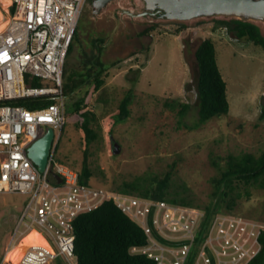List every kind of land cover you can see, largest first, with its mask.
Here are the masks:
<instances>
[{
  "label": "rangeland",
  "instance_id": "obj_1",
  "mask_svg": "<svg viewBox=\"0 0 264 264\" xmlns=\"http://www.w3.org/2000/svg\"><path fill=\"white\" fill-rule=\"evenodd\" d=\"M143 0H113L100 13L89 0L77 29L78 41L67 59L71 66L86 52L103 46L102 60L108 67L102 90L92 87L88 108L99 116V137L88 148L87 160L97 186L117 190L138 177L149 180L172 173L170 193L181 192L205 206L220 202V212L240 214L264 223V189L241 184L231 194L215 195L214 180L226 168L229 155L264 151V50L246 38H237L212 17L189 21L152 16H122L121 7L143 11ZM7 7L0 0L5 16ZM184 23L187 28L176 34ZM151 34L140 33L151 25ZM264 33V24L258 23ZM214 41L217 61L227 83L230 111L197 126L198 95L194 51L202 38ZM68 66V65H67ZM132 89L131 116L115 123L119 105ZM187 105L185 116L180 111ZM79 114L67 112V122L56 147L57 162L80 170L85 158L84 133ZM44 134L45 128L41 130ZM118 143L120 151H114ZM136 195V194H134ZM30 195L0 192V261L15 232Z\"/></svg>",
  "mask_w": 264,
  "mask_h": 264
},
{
  "label": "built area",
  "instance_id": "obj_2",
  "mask_svg": "<svg viewBox=\"0 0 264 264\" xmlns=\"http://www.w3.org/2000/svg\"><path fill=\"white\" fill-rule=\"evenodd\" d=\"M88 1L10 0L0 20L6 21L0 31V192L30 195L0 264H77L76 221L107 201L147 235L133 254L156 264H250L262 250L264 223L230 212L205 223L202 208L84 182L80 170L56 161L67 122L64 67ZM48 96L54 101L35 109L6 102ZM49 127L53 146L40 171L28 149ZM31 232L41 242L20 250L17 262L9 260Z\"/></svg>",
  "mask_w": 264,
  "mask_h": 264
},
{
  "label": "trees",
  "instance_id": "obj_3",
  "mask_svg": "<svg viewBox=\"0 0 264 264\" xmlns=\"http://www.w3.org/2000/svg\"><path fill=\"white\" fill-rule=\"evenodd\" d=\"M144 1V0H143ZM221 26L225 27L237 38H246L264 50V33L258 23L239 19L212 17ZM156 25L145 28L140 34H151ZM187 26L184 23L177 28L176 34L181 33ZM78 41L77 31L70 44L67 59L73 54ZM102 39L94 41L97 51L86 52L79 63L71 66L65 63L63 91L67 99L66 111L79 114L83 121L80 128L85 139V158L80 169L81 180L88 182L94 175L87 156L89 146L99 137V116L89 109V92L83 97L78 93L85 87H92L94 92L103 89L108 75V67L102 60L103 46L98 44ZM195 82L198 95V122L197 126L208 122L216 116L226 115L230 111V102L227 95V83L218 66L214 41L211 37L202 38L195 51ZM68 65V66H67ZM54 99L51 96L42 100L17 99L7 103L20 104L35 109L47 106ZM133 91L130 89L119 105L115 114V123L123 122L131 116ZM187 105L180 111L185 116ZM264 116V113H263ZM99 127V128H98ZM99 130H98V129ZM172 173L169 171L163 178L149 180L138 177L134 181L124 182L117 190L136 194L141 197L156 200H167L185 206H196L204 209L207 223L215 214L220 212V202L212 200L205 206L198 205L181 192L170 193ZM215 195L223 200L230 198L231 209L236 198L231 194L237 186L244 184H259L264 189V151L256 156L253 153L229 155L226 158V168L219 178L214 180ZM75 255L77 264H156L146 255L133 254L131 248L147 242V235L142 227L123 213L112 201L105 202L98 209L81 215L76 221ZM262 250L250 264H264V233L261 236ZM57 264H63L58 262Z\"/></svg>",
  "mask_w": 264,
  "mask_h": 264
},
{
  "label": "water",
  "instance_id": "obj_4",
  "mask_svg": "<svg viewBox=\"0 0 264 264\" xmlns=\"http://www.w3.org/2000/svg\"><path fill=\"white\" fill-rule=\"evenodd\" d=\"M112 1L94 0V12L100 13ZM144 2L146 6L143 11H127V13L131 16H152L177 21L219 17L264 24V0H144ZM53 140L54 129L49 127L28 149L30 158L40 171L46 168ZM114 146V151L119 152L118 143Z\"/></svg>",
  "mask_w": 264,
  "mask_h": 264
},
{
  "label": "bare ground",
  "instance_id": "obj_5",
  "mask_svg": "<svg viewBox=\"0 0 264 264\" xmlns=\"http://www.w3.org/2000/svg\"><path fill=\"white\" fill-rule=\"evenodd\" d=\"M3 1V5L5 7H7L10 4V0H2ZM3 19V15L2 12L0 11V20ZM6 26V22H1L0 23V31H2ZM41 242L40 238L38 237V235L35 232H31L30 234H28L23 240H22V244L20 246V248H17L15 250H13L12 252H10L8 254V259L12 260L14 263L18 261L19 259V252L20 250L23 251V248L29 244H33V243H39Z\"/></svg>",
  "mask_w": 264,
  "mask_h": 264
},
{
  "label": "flooded vegetation",
  "instance_id": "obj_6",
  "mask_svg": "<svg viewBox=\"0 0 264 264\" xmlns=\"http://www.w3.org/2000/svg\"><path fill=\"white\" fill-rule=\"evenodd\" d=\"M93 1L94 0H91V3H92V5H93ZM145 3V2H144ZM145 6H146V4H145ZM145 6H144V9H145ZM93 7H94V5H93ZM121 11H122V16H124V15H129V16H131L130 14H128L127 13V11H132L131 9H125V8H123V7H121Z\"/></svg>",
  "mask_w": 264,
  "mask_h": 264
},
{
  "label": "crops",
  "instance_id": "obj_7",
  "mask_svg": "<svg viewBox=\"0 0 264 264\" xmlns=\"http://www.w3.org/2000/svg\"><path fill=\"white\" fill-rule=\"evenodd\" d=\"M0 11H1V10H0ZM2 15L5 16V14H3V13H2ZM1 22H6V21H0V23H1Z\"/></svg>",
  "mask_w": 264,
  "mask_h": 264
}]
</instances>
